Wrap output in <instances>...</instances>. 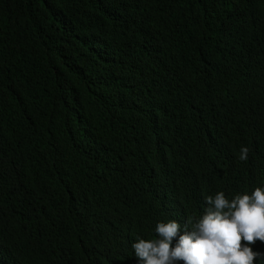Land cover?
Returning a JSON list of instances; mask_svg holds the SVG:
<instances>
[{"label":"trees","instance_id":"trees-1","mask_svg":"<svg viewBox=\"0 0 264 264\" xmlns=\"http://www.w3.org/2000/svg\"><path fill=\"white\" fill-rule=\"evenodd\" d=\"M258 187L264 0H0V264H138Z\"/></svg>","mask_w":264,"mask_h":264},{"label":"clouds","instance_id":"clouds-1","mask_svg":"<svg viewBox=\"0 0 264 264\" xmlns=\"http://www.w3.org/2000/svg\"><path fill=\"white\" fill-rule=\"evenodd\" d=\"M249 152L242 147L239 160L246 162ZM205 203L202 217L189 218L183 229L174 220L159 222L158 238H138L132 245L138 264H253L264 259V253L251 247L264 242V189L231 201L218 192Z\"/></svg>","mask_w":264,"mask_h":264}]
</instances>
